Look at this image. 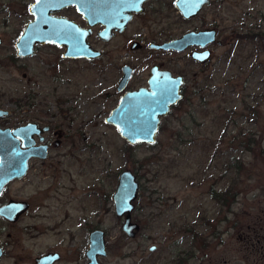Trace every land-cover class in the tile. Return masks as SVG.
Here are the masks:
<instances>
[{
	"label": "rangeland",
	"instance_id": "374dc122",
	"mask_svg": "<svg viewBox=\"0 0 264 264\" xmlns=\"http://www.w3.org/2000/svg\"><path fill=\"white\" fill-rule=\"evenodd\" d=\"M31 1L0 0V32L6 34L7 43L31 20ZM206 6L195 23L200 28H216L221 44H209L207 66L185 67L188 73L196 71L188 81L187 96L162 120L154 144L130 145L105 121L117 99L94 94L100 82L103 89L109 88L102 72L94 70L103 61L70 63L67 76L71 81L84 85L85 80H94L96 85L78 106L79 123H84L71 131L77 147L80 139L85 140L76 166L80 173L72 191L66 190L70 183L64 180L66 187L60 190L59 201H46L54 204L52 209L60 205L56 212L49 208L39 212L46 216L44 224L51 227L65 214L69 220L80 218V229H86L79 233L80 247L85 240L88 245L90 231H104L107 256L101 258L102 264H173L169 253L190 252L194 244L198 253L194 264H264V0H211ZM139 26L140 20L103 45L107 52L103 60L113 59L119 52L115 51L117 44L126 43ZM188 28L183 24L176 33ZM248 30L263 32L262 37L251 38ZM130 52L138 57V70L146 75L150 62L140 60L146 51ZM52 53L59 52L50 47L40 52L48 58ZM122 53L126 56V50ZM40 59L46 61L37 56L28 61L35 71L32 75L43 68ZM78 68L84 73L72 72ZM21 72L11 63L0 68V106L11 112L25 87ZM66 106L75 105L70 101ZM70 167L74 170L73 164ZM124 170L134 173L139 183L132 223L140 230L133 238L122 232L123 218L116 217L113 203L106 200L115 192L118 175ZM37 180L32 178L25 196L33 194ZM210 190L216 194L230 190L235 194L227 196L232 205L224 207L208 194ZM69 225L66 232L71 229L75 236L77 229ZM48 233L44 239L21 238L18 264H32L36 255L59 247L55 233ZM151 247L155 250L150 251Z\"/></svg>",
	"mask_w": 264,
	"mask_h": 264
},
{
	"label": "flooded vegetation",
	"instance_id": "af4514ba",
	"mask_svg": "<svg viewBox=\"0 0 264 264\" xmlns=\"http://www.w3.org/2000/svg\"><path fill=\"white\" fill-rule=\"evenodd\" d=\"M35 1L32 0L28 4L31 20L38 13L60 19L64 22L63 25L66 27V33L70 35V40L72 38L76 41V38L79 37V41L95 57L65 55L66 45L55 43H36L32 53L21 55L18 53V39L25 27L8 43L6 34L0 32V68L10 63L13 64L14 68L22 71L21 78L25 83L24 89L18 93L14 111L11 112L5 105L0 106V129L17 131L15 141L16 151H18V167L23 169L24 158L26 161L23 176L11 180L0 189V264H18V242L23 240L21 238H25L27 241L44 239L50 234L49 231L55 233L59 247L53 251L36 255L32 258V264H38V259L45 256L53 258L51 264H88L87 241H84L85 244L82 247L78 243L79 233L86 231L85 227L80 229V218L69 220V215L65 214L62 216V221L52 222L54 224L51 227L44 224L46 216L40 215L39 212L48 208L52 212H56L60 205L59 208L52 209L54 204H47L46 201L53 199L59 201V192L66 187L64 180L70 183L66 190L72 191V188L77 186V177L80 173L76 166L80 163V151L84 139L79 140L77 147L76 141L71 139L75 137L71 131L79 130V126L84 123H79L78 106L80 100L96 85L94 80H85L84 85L71 81L67 76L70 72L68 69L70 63L94 62L96 64L97 61H103L105 65L96 64L94 70L97 73L102 72L109 88L103 89L100 82L98 92H94V94L106 99L115 97L117 104L127 92L142 89L146 93H152L163 89L167 97L171 90L177 89L179 86L181 99L177 103L171 104L167 114L160 117V130L162 120L170 115L173 108L187 96L185 92L188 81L196 71L188 73L185 67L188 68L189 65L195 64L203 68L211 59L201 62L193 57L192 52L205 49L211 51V48L209 45L201 48L192 44L178 50L159 47V45L177 39L188 32H199L211 28L208 25L200 28L195 23L211 0L204 4L198 12L188 17L184 16L176 6L177 0H139V2H133V0H79L80 4L87 9L88 18L73 3L54 9V5L46 2L40 6L37 5L33 11H30V5ZM55 5L58 6V3ZM138 20H140V26L135 35L129 38L126 43L117 44L118 47L115 51L119 52L115 53L113 59L103 60L107 56V52L102 46L121 37ZM183 24H187L189 28L176 33L182 29ZM176 27L178 30L175 29ZM212 29L216 28L212 27ZM78 45L81 44L78 43ZM45 47H50L59 53L56 56L52 53L51 58L42 56L40 52ZM122 50H126V56ZM135 50L146 51L140 58L143 62H150L145 70L146 75L138 70L139 59L130 52ZM35 56L44 58L46 61L43 62L44 60L40 59L44 66L32 75L35 71L32 70L28 61ZM182 61L185 63L183 64ZM81 71L83 74L84 70L81 68L72 70L74 73ZM71 87L76 88L75 91H70ZM70 93H73L74 96L72 97ZM92 100L96 102L95 98ZM70 101L75 106L67 107L66 105ZM56 104L57 106H55ZM75 134L79 135L80 133L76 132ZM70 145H73L72 150H70ZM61 148L62 151L59 150ZM70 163L73 164L74 170H71ZM33 177L40 181L35 184L33 194L25 196L23 192L26 187L33 185ZM16 185L19 187L16 188ZM226 192L219 195L226 194ZM113 194L106 198L108 202H112ZM208 194L214 198L219 196L214 190H210ZM221 200L229 201L227 195ZM63 202H65L64 197ZM50 220L48 218L46 223H49ZM68 224L77 229L75 236L71 234V229L66 232L65 227ZM45 226L46 229L41 232L40 229ZM93 231H90L89 234ZM193 235L197 234L194 232ZM66 242H71V244L67 246ZM21 250L26 252V249ZM197 254L195 244L190 252H176L168 255L163 253L169 259L175 260L173 264H183L185 259L189 260L188 264H194V261L198 259ZM98 261L101 262L100 257H98Z\"/></svg>",
	"mask_w": 264,
	"mask_h": 264
},
{
	"label": "water",
	"instance_id": "95a60500",
	"mask_svg": "<svg viewBox=\"0 0 264 264\" xmlns=\"http://www.w3.org/2000/svg\"><path fill=\"white\" fill-rule=\"evenodd\" d=\"M209 0H177L176 6L181 13L188 17L198 12L202 6ZM54 5V9H58L63 5L70 3L76 4L79 11L88 18L87 9L81 5L79 0H41L40 3L35 1L30 5V11L34 7L43 3ZM58 3V6L55 4ZM58 18L47 17V15L36 14V17L30 20L18 39V53L27 55L33 52L36 43H55L58 45H66L65 55L78 57L86 56L94 58V54L86 49L84 44L81 45L66 33V27ZM59 32V35H55ZM216 29H205L199 32H188L177 39L170 42L160 44L159 47L184 49L188 45H198L201 48L210 43L221 44L216 38ZM194 58L201 62H206L211 56V51L205 49L203 51L192 52ZM126 78V77H125ZM124 78V79H125ZM179 82V81H178ZM124 83V82H122ZM180 83V82H179ZM181 99L179 86L177 89L171 90L170 95L166 97L163 89L146 93L144 90L125 93L119 100V103L110 111L105 118L107 123L112 124L129 144L138 143L153 144L156 141L159 131L160 117L167 114L170 105L177 103ZM154 116V119L152 117ZM17 131L0 129V189L3 185L11 180L20 178L25 171V158L23 160L24 168L18 167V151H16V135ZM154 141V142H152ZM139 183L136 176L130 170H124L119 174L117 187L112 196L115 215L123 218L121 227L126 237L133 238L139 226L132 223L131 214L134 209V202L138 197ZM89 244L87 250L88 264H102L98 261V257L105 258L107 256V243L105 233L102 230H94L89 234ZM151 247L150 251H153ZM53 258L45 256L38 259V264H51Z\"/></svg>",
	"mask_w": 264,
	"mask_h": 264
},
{
	"label": "trees",
	"instance_id": "16d2710c",
	"mask_svg": "<svg viewBox=\"0 0 264 264\" xmlns=\"http://www.w3.org/2000/svg\"><path fill=\"white\" fill-rule=\"evenodd\" d=\"M262 33L263 32H253V30H248V35L251 37V38H254V37H256V38H259L258 36H260V37H262ZM238 36H240V37H242L243 35H238ZM240 39H242V38H240ZM219 195V194H218ZM226 195L227 196H229V197H234L235 196V194H233V195H231V193H230V190H228L227 192H226V194H221V195H219V196H215V199L217 200V201H220V199H224V198H226ZM228 198V197H227ZM220 203L224 206V207H226V206H231L232 205V202H230V201H228V202H226V201H220Z\"/></svg>",
	"mask_w": 264,
	"mask_h": 264
},
{
	"label": "snow or ice",
	"instance_id": "6c2138e0",
	"mask_svg": "<svg viewBox=\"0 0 264 264\" xmlns=\"http://www.w3.org/2000/svg\"><path fill=\"white\" fill-rule=\"evenodd\" d=\"M37 2L40 3L41 0H37ZM133 2H139V0H133ZM55 35L58 36L59 35V32H56ZM76 41H77V44H78L79 43V37L76 38ZM152 119H154V116L152 117ZM152 142H154V141H152Z\"/></svg>",
	"mask_w": 264,
	"mask_h": 264
}]
</instances>
